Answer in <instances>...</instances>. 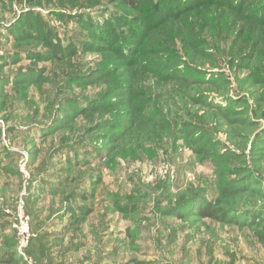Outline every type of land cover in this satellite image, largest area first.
I'll use <instances>...</instances> for the list:
<instances>
[{"label":"rangeland","instance_id":"1","mask_svg":"<svg viewBox=\"0 0 264 264\" xmlns=\"http://www.w3.org/2000/svg\"><path fill=\"white\" fill-rule=\"evenodd\" d=\"M136 2L0 0V264H264V0Z\"/></svg>","mask_w":264,"mask_h":264},{"label":"built area","instance_id":"2","mask_svg":"<svg viewBox=\"0 0 264 264\" xmlns=\"http://www.w3.org/2000/svg\"><path fill=\"white\" fill-rule=\"evenodd\" d=\"M16 219L18 223L14 224V229L18 233L19 238V248H24L29 243L31 237V222L30 218L24 214L23 211H19Z\"/></svg>","mask_w":264,"mask_h":264},{"label":"trees","instance_id":"3","mask_svg":"<svg viewBox=\"0 0 264 264\" xmlns=\"http://www.w3.org/2000/svg\"><path fill=\"white\" fill-rule=\"evenodd\" d=\"M136 1L139 0H127V3L129 4V6L136 7L138 6V3ZM199 216H201L202 218L218 219V216L215 215V211H212L210 209H203L201 207L199 208Z\"/></svg>","mask_w":264,"mask_h":264},{"label":"crops","instance_id":"4","mask_svg":"<svg viewBox=\"0 0 264 264\" xmlns=\"http://www.w3.org/2000/svg\"><path fill=\"white\" fill-rule=\"evenodd\" d=\"M107 260V263H102V264H122V256L119 255H114L112 256V254L110 256H104Z\"/></svg>","mask_w":264,"mask_h":264}]
</instances>
